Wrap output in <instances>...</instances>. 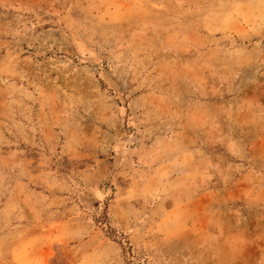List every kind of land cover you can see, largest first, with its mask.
Instances as JSON below:
<instances>
[{
  "label": "rangeland",
  "instance_id": "rangeland-1",
  "mask_svg": "<svg viewBox=\"0 0 264 264\" xmlns=\"http://www.w3.org/2000/svg\"><path fill=\"white\" fill-rule=\"evenodd\" d=\"M237 261H264V0H0V264Z\"/></svg>",
  "mask_w": 264,
  "mask_h": 264
},
{
  "label": "snow or ice",
  "instance_id": "snow-or-ice-1",
  "mask_svg": "<svg viewBox=\"0 0 264 264\" xmlns=\"http://www.w3.org/2000/svg\"><path fill=\"white\" fill-rule=\"evenodd\" d=\"M237 151H238L237 148L234 146L233 147V152L235 153ZM236 264H242V262L241 261H237ZM261 264H264V261H262Z\"/></svg>",
  "mask_w": 264,
  "mask_h": 264
}]
</instances>
